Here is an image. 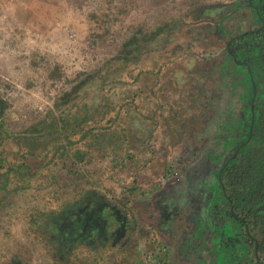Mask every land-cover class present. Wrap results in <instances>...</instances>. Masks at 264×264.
<instances>
[{"label": "rangeland", "instance_id": "rangeland-1", "mask_svg": "<svg viewBox=\"0 0 264 264\" xmlns=\"http://www.w3.org/2000/svg\"><path fill=\"white\" fill-rule=\"evenodd\" d=\"M240 2L0 0V123L9 135L0 171L10 189L0 200V264H223L222 227L211 221L225 212L208 183L214 173L202 176L212 192L206 205L194 178L211 172L232 126L228 98L237 82L229 65L220 79L227 37H216V14ZM130 38L140 41L126 57L119 52ZM225 100L226 114L216 115ZM86 113L103 142L88 147L77 137L55 166L41 158L20 165L46 123L72 125ZM87 195L120 214L126 226L117 241L64 230L62 215L82 212ZM40 213L51 214L48 228L34 224ZM240 244L226 264H244Z\"/></svg>", "mask_w": 264, "mask_h": 264}, {"label": "flooded vegetation", "instance_id": "flooded-vegetation-1", "mask_svg": "<svg viewBox=\"0 0 264 264\" xmlns=\"http://www.w3.org/2000/svg\"><path fill=\"white\" fill-rule=\"evenodd\" d=\"M255 2L256 0H241L237 6L233 5V9L230 10L229 6L221 7L216 14L219 18L217 21L218 30H216V37L219 38L220 41L227 37L226 44L222 48L224 54L223 66H230L232 71L230 74L233 77V81L237 82V85L234 86L233 97L228 98V104H231V110H229L230 114L228 115L227 123L231 122L232 126L229 127L230 131L226 130L225 137L221 141L222 147L219 148L220 152L218 155L216 154L211 158L214 160L213 164L211 163L209 167L212 169L211 172L207 174L200 173L194 178L198 186H200L201 191L204 190V194H202V203L206 205L208 202L210 203L209 200L212 196V192L209 186L204 188L202 180H204L205 176L214 173L213 176L210 178L208 177L210 180L208 183L212 184V188L214 187L216 194H219L218 197L221 198V203L223 202L222 206L225 212L222 220L218 219V212L216 211L215 215L211 217V221L214 224V230L219 228L218 226L222 227V231L219 232V238L224 242L222 243L223 251L220 254L223 264H226L230 257L233 260L235 249L241 245V242H244L247 254L244 264H264V252L259 249L260 243L264 241L262 240L264 236L260 231V226H256L253 223L251 224L249 210L244 207V203V205H237L235 207V202L229 195L231 187L225 184L227 182L229 184V179H235L234 175L230 176V167L233 165L235 157L238 155V143L246 137H248L247 141H249L251 133L253 132L250 127L254 121L253 114L255 105L252 101L254 87L250 85L251 81L247 80L248 75H250L248 66L241 69L236 66V63L243 65L249 62L250 54L255 53V51L249 50H254L257 46H260L262 44L261 41H263L262 30L264 22L260 17L261 7H257ZM253 22V26L245 27L247 24ZM226 24L228 25L226 26ZM248 34H252V36L243 39ZM218 54H220V52ZM222 107V109L216 112V115H220L221 112H225L226 114L228 109L226 108V100L222 103ZM237 135L239 137H237ZM203 157L207 158L208 156L202 155L201 160ZM193 183H195V181H193ZM87 198H90L89 203L84 206L82 212L75 213L71 212V210H67L65 214L62 215V219H64V230H66L65 228H71L72 230L69 231V234L74 235L76 238L87 236L97 231L98 237L104 238L105 240H109L113 237L114 240L117 241L122 234V228L126 226V224H122L123 221H121L122 218H120V214L116 215L113 212L110 214L107 213L106 210L108 209L111 211V207H108L109 205H104L105 202L102 203V201H99L96 195H87L82 200ZM211 204H215L218 209L219 203L216 201L215 197H213ZM198 207L199 205L197 204L194 206V211H196L195 214L198 213ZM176 208L177 206L174 205L172 208L173 213H175ZM263 210L264 206L258 208V211L262 212ZM214 212L215 211H213V213ZM255 212H257V210ZM176 213H178V211ZM109 225L112 227L115 225L113 232L108 231ZM230 230H232V232H229ZM190 250V256L195 255V248H190ZM227 253L229 254L227 255ZM194 257L197 259L196 255ZM200 263H202L201 260ZM213 263L210 262L209 264Z\"/></svg>", "mask_w": 264, "mask_h": 264}, {"label": "trees", "instance_id": "trees-1", "mask_svg": "<svg viewBox=\"0 0 264 264\" xmlns=\"http://www.w3.org/2000/svg\"><path fill=\"white\" fill-rule=\"evenodd\" d=\"M255 5L259 8L261 7L260 17L263 19L264 22V0H256ZM162 30H164L163 27H160L158 29V31H162ZM262 32H263V37H262L263 41H261L262 44L260 46H257L255 48L256 50L255 49L249 50V51H255L254 54L249 53L250 54L249 62L243 65L240 63H236V66L238 68L243 69L245 68V66H248L249 69L250 75H248L247 80L251 81L250 85L254 87V91H255V92L253 91L252 94V101L254 102L255 105L254 114H253L254 121L250 127V129L252 128L253 131L251 133V138L249 139V141H247L248 137L243 138L242 141L238 143L239 144L238 155L235 157V162L230 167L231 169L230 176L234 175L235 179L231 178L229 179V184L228 182L225 184L231 187V191L229 195L235 202V207L237 205L241 206L244 203L245 204L244 207L249 210V217L251 218V224L253 223L256 226H260V231L264 236V210L262 212L258 211V208L260 206H264V27ZM251 36L252 34H248L243 39L249 38ZM139 41L140 40L138 38L128 39L123 44V47L120 49L119 53L126 54V57H129L130 55H132L134 51V45L136 43H139ZM211 66H214V64L211 63ZM221 66L222 67L219 72L220 79L224 77L223 64H221ZM118 82L121 81L118 80ZM65 95L69 96L70 94L66 93ZM0 104H1V99H0ZM87 104L88 101L85 103V105L87 107H90ZM0 108H1L0 116H2L4 108L1 105ZM114 108L115 107H113L111 110L106 112H101L102 113L101 118H105L106 116L110 115L114 110ZM94 110L96 111L97 108H94L93 111ZM218 110L220 109H217L216 111ZM204 114L205 113H203V115ZM92 115L93 114L86 113V114H79V116L77 115L73 116L75 121L74 124L72 125H70L69 122H66L62 125H59L58 123H57L58 125H52L46 123L48 129L44 127L41 129V130L43 129L45 130L40 135L37 143L36 142L35 144L32 143L31 146L33 147L28 151H26V148L25 151L24 149L22 150L23 155H21L19 158L25 159V161L20 163V165H24L25 168H30L32 166L31 163L32 159L34 160V158L35 159L41 158L45 162V164L55 166L57 164V160L59 159V157H62L63 155H67L69 152V147L80 141V140L75 141V138L77 137H79V139L81 138L87 139L86 142L88 144V147L94 145L96 139H98L100 143L103 142V139H100L101 132L103 130L98 129L97 132L95 131L97 127L95 128L92 125V120H90L93 118ZM79 118H81V120H79ZM110 119L114 120L115 118L113 115H111ZM89 120L90 123L89 122L87 123V121ZM55 127L56 128L61 127L62 130L59 131ZM115 130H117V128L113 127V129L106 131V134L113 133ZM8 137L9 135L7 131L3 129V125L2 123H0V148L2 143ZM237 137L239 136L237 135ZM107 145H109V143H107ZM103 147H109V146H103ZM100 148H102V145ZM0 155H1L0 162H2L5 160V156H3L1 150H0ZM77 160H79L80 162L84 161V156L82 155L81 150L78 151ZM27 172H29V169ZM2 174L3 172L0 171V200L3 198L1 197L3 196L2 191L5 192L10 191L8 185L5 183L8 177L6 176L5 179L2 180L1 179ZM12 190L15 191V188ZM5 203L6 201L0 202L1 208L6 207ZM36 203L37 201L35 202V204ZM32 210H34V208ZM256 210L257 212H255ZM32 219H34V224L38 223L39 226L41 221L45 220V222L42 223V225L43 227L46 226V228L49 227L48 225L52 221L51 214H46V213L34 214L32 216ZM229 232H232V230H230ZM262 240H264V238ZM259 249L264 252V241L260 243Z\"/></svg>", "mask_w": 264, "mask_h": 264}, {"label": "crops", "instance_id": "crops-1", "mask_svg": "<svg viewBox=\"0 0 264 264\" xmlns=\"http://www.w3.org/2000/svg\"><path fill=\"white\" fill-rule=\"evenodd\" d=\"M254 22L253 23H250V24H247L245 27H251L253 26Z\"/></svg>", "mask_w": 264, "mask_h": 264}, {"label": "water", "instance_id": "water-1", "mask_svg": "<svg viewBox=\"0 0 264 264\" xmlns=\"http://www.w3.org/2000/svg\"><path fill=\"white\" fill-rule=\"evenodd\" d=\"M252 1V0H251Z\"/></svg>", "mask_w": 264, "mask_h": 264}]
</instances>
